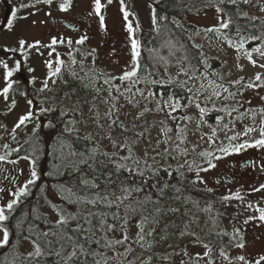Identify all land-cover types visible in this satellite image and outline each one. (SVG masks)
Segmentation results:
<instances>
[{
	"label": "rangeland",
	"instance_id": "1",
	"mask_svg": "<svg viewBox=\"0 0 264 264\" xmlns=\"http://www.w3.org/2000/svg\"><path fill=\"white\" fill-rule=\"evenodd\" d=\"M151 1L154 0H125L128 10L134 13L136 17V19H132L130 17L133 25L138 22L141 29L149 31H152ZM5 2L9 7L10 15L11 10L16 9L18 17L27 16L28 18H17L12 30H7L6 24V27L0 32V47L3 52L0 54V59L6 60L10 66H13L16 62H19L21 65L20 71L14 73L12 77V80L15 83L14 89L9 92V99L5 101L4 98L0 96V125H2V127H0V154L4 153V144H8L10 149L20 147L24 140L32 132V128L36 124L33 120L27 125V127H23L14 134L11 132L19 116L26 113L29 108L27 103L28 100L25 98V95H21V93H23V89L20 87L21 85L26 84L33 86L37 92V96H40V93H42V95H51L54 93L61 94L62 85L66 84L65 81H67L68 84H73L70 79L69 71L64 70L62 71L61 78L57 80L56 84H52L51 81H49V89L45 92L39 91L42 87V81L48 74L45 61L49 59L54 60L55 55L58 53L60 58L65 62V65H70V58L68 55L70 49L66 43L68 39H72L73 41L71 53L72 57H74L77 61V64L72 65L71 69L75 70L77 73L81 69V63L83 64V70L87 65L96 64L106 75L111 74L112 76L118 77L125 70L126 65L131 59L130 45L126 40L127 33L123 29L122 14L119 10L120 0H113V3L107 5L106 9L102 12L105 16L107 26L106 32L100 30L97 17H88L87 15L91 10L92 0H72V6L67 12H60L58 9V4L62 2V0H54L51 6L37 4L35 8L21 7L23 4L33 3L34 0H5ZM102 2L106 3V0H102ZM240 5L241 13L246 12L249 16L264 18V12L259 10L260 6L264 5V0H251L250 4H244L241 2ZM2 10L3 6L0 2V14ZM47 12H51V16L46 15ZM30 13H35V15H30ZM61 19H64V21L70 24L76 25H80L81 22L82 25H80L81 27L79 31L69 30L61 25L59 22ZM33 21L36 23L33 24ZM190 21L192 23L191 32L196 34V42L201 46L206 56L217 57L226 63V67L223 70L221 78L222 83H230L238 80L240 77L253 82L255 81V75L257 73L263 75L264 77V68L259 67L260 64L264 63V58H261L258 54L253 53L252 58L257 62V65L254 67L251 63H249L242 52L239 55V59H237V51L235 48L229 47V41L235 44L238 42L237 39L226 34H222V38L218 39L215 34L204 31L205 28L217 23L215 12H208L202 17L191 18ZM84 34H87L88 40L84 43V45H76L75 41ZM140 35L141 32L137 33V36L141 39V43L146 46L147 40L142 38ZM223 35H226L227 39H224ZM52 37H62L65 40L64 44L58 43L55 46V52L52 57H49L48 55L49 51H51V49L48 48L40 49V53H43L42 55L38 54L35 49L28 50L27 59L22 57L19 52L10 53L3 51L5 47L18 48V41L20 39H25L29 43L39 40L42 44H48L50 43ZM254 47L255 46L247 48L245 46V49L251 50ZM92 49H96L95 55H87V53H89ZM113 49H115V52H113ZM237 64L242 66V70L237 67ZM29 67L33 68L34 71L29 73ZM77 69L78 71H76ZM20 74L23 76L20 77ZM197 75L198 79L192 84L191 96L196 93L198 89H200L201 84L204 85V89L202 91H204L205 95H211L214 85H209L210 81L208 78L205 79V77H207L206 74L197 73ZM86 78L89 84L93 83L88 77ZM33 80L34 82H30ZM83 81L85 82V79ZM214 84L218 85L221 83L214 82ZM259 84L264 85V80L260 81ZM3 86V80L0 79V88ZM71 86L72 87H69V89H72V94L69 96L65 95L63 97L64 103L66 106L71 107V109L72 106L75 105L78 109L84 112L85 116L83 119L73 111L71 112L69 118L70 121H77L75 124L77 128H75L78 129L82 135L92 133L98 137L104 148L112 152H117V149H114L110 141L105 138V134H107L110 135L113 140L124 142L127 143L128 146H132L134 155L137 157H143L144 152L147 151L149 158L156 156V158L162 159L166 145L164 143H160L159 146L156 147V142L157 140L163 141L166 139V137L161 134L162 127L166 126L173 129V131L168 134L171 137V140L169 141L167 147L172 150L177 144H179L181 145V149L183 151L187 150V155L182 156L180 159L182 164H184L185 161H187V164H190L189 160L197 157L200 152L212 151L211 148H208L210 145L208 140L213 129H216L217 136L212 140V147L215 146L216 148V146L221 143L226 145L228 143L225 136L226 130H221L224 124H228L229 127H234L235 132H243L245 126L249 125L258 127L261 119L259 110L264 109L263 100L260 99L261 96H264V86L253 89H246L241 86L238 92H242L243 95H237L235 99H232L231 97L229 99H223V97L228 96L229 94L223 92L222 88L217 87L215 90L221 93V98H214V104L211 101H205L203 97L192 102L188 101L187 109L183 115H175V113L172 114L175 117V120L167 115V110H157V102L160 101L162 103L167 99H157L153 95L151 88L146 84H136L131 92L125 91V88L130 85L122 87L114 86V88H111V98L108 93L109 88L100 91L96 97H91L86 95L85 92L74 91L77 87H74V85ZM116 88H119L120 92H123V95H120V92H117ZM137 89L143 92V96L139 95ZM149 92L152 93V96H149ZM13 99L16 101V107L9 111L8 105ZM105 100H108L109 102L104 103ZM129 100H131L132 103H129ZM237 101H240V104L243 106L241 107L240 104H237ZM247 101H251V103L249 104ZM196 103H200L201 107H206L208 110L215 109V111H218V109L221 108H224L225 110L218 111V114L212 118L213 124L209 123L205 119V116L203 117V122H201L199 110L195 106ZM93 104L95 107L92 112H89L88 109ZM113 104H115L117 111L112 116V119L116 120L118 123L122 122L123 126L127 129L126 131L117 127L115 124L112 125L111 128L108 127L109 120L105 117V113L111 109ZM145 106L150 109V111L145 112L143 116H140L139 119H137L136 117L141 111H143ZM233 107H236L238 111L232 112V115L229 116L227 113L230 112ZM39 108L40 107H34L33 109L37 111ZM246 109L257 110L255 122L251 119L252 113L246 112ZM97 112L100 116L99 123L104 126L102 129L98 128L96 123L93 122V114ZM241 114H243L242 119L240 118ZM185 116L191 117V119L186 121L183 119ZM217 117L223 118L220 125L217 124ZM177 125L185 129V132L182 134L186 137L183 144L179 143L176 136ZM69 127H72V125H69ZM138 133H144L145 135L144 137L138 138ZM232 134L233 132H227V135ZM12 135H15V140L12 139ZM253 135L256 134L254 133ZM201 137H203V139H201ZM153 148H155V151H153ZM193 149H195V151H193ZM254 151H257L259 160L264 159V149L249 148L242 151L240 154H232L221 160H213V163L217 166L207 172L200 173L205 183L201 184L197 182L196 184L203 188H211V177H215L217 172L226 162L233 160V157H235V159L245 160L250 158ZM173 152L176 151L172 150V154H174ZM217 155L222 154L218 153ZM177 161L179 162L178 159ZM200 163H203V161L200 160ZM13 166H19L21 168V183L18 185L20 186L28 178H30L29 163L25 159H20L17 161V164ZM195 172H188L186 174L187 179L190 181L195 179ZM256 176L259 183L264 182V172L257 173ZM255 178L256 177H254L253 180H255ZM18 186L13 187L9 191H15ZM245 186L247 185L240 184L227 188H212L216 194L223 196L234 193L239 189L241 195L244 197L243 202L237 199H232L226 204L220 203L217 205V210L228 218V221L225 223V231L231 235L234 227L239 228L246 240V247L243 250L234 247V245L228 250L224 248L228 256L233 259V264H237L234 259L237 254H244L251 260L259 254L264 253V224L260 223L258 220L250 221L247 225L243 223L246 218L258 215L255 211V207H264V190L260 192H252L251 189L253 184H249L246 189ZM48 195L50 198H54V194L51 191L48 192ZM12 198L13 197L10 196L9 193L4 192L0 198V205L6 204L7 201ZM49 203L51 202H49L47 196L43 195L41 201L43 209L41 211L49 214L51 220L55 221L57 216L53 208L48 206ZM248 203H252L255 207H246ZM173 204L177 205L178 202L175 201ZM177 217L178 216L176 214H174V217H167V220L174 224L175 227H170L168 229V232L173 235H170L169 239L160 246L164 248L169 246V244L173 245V247H170L171 251H174L173 258L171 260L172 264H181L182 260L185 264H190L188 257L183 255L182 249L186 248L187 251L194 256L197 253L202 255L204 248L202 245L191 243V236L181 238L180 244L177 245L179 230L184 225V220ZM135 223L136 221L131 223V235H134L136 231L134 227ZM188 231L194 232L192 229H189ZM195 233L202 240L201 234L199 232ZM31 249L32 245L21 241L18 252L20 254V258L18 261H23V255H26L28 251H31ZM220 250L221 248L212 252L214 264H227V261H224L222 257H220ZM141 259H144V257ZM139 260L140 258L136 261ZM76 263H79V261ZM26 264H31V262H26ZM200 264H204V261H200Z\"/></svg>",
	"mask_w": 264,
	"mask_h": 264
},
{
	"label": "snow or ice",
	"instance_id": "2",
	"mask_svg": "<svg viewBox=\"0 0 264 264\" xmlns=\"http://www.w3.org/2000/svg\"><path fill=\"white\" fill-rule=\"evenodd\" d=\"M54 0H34L33 3L30 4H23L21 5L22 8L33 7L35 8L37 4H44L51 6ZM250 4L251 0H204L203 6L207 8H215L216 12V19L217 23L215 25L209 26L204 29L207 33H213L217 36L218 39L222 38V30H228L230 26L233 24V17L228 15L225 18V7L222 6H236L240 3ZM113 3V0H106V3L102 2V0H92L91 10L88 12V17H97L99 22V28L101 31L106 32L107 26L105 22V16L102 14L103 10L106 9L107 5ZM72 6V0H62L58 4V9L60 12H67L69 11L70 7ZM151 7V6H150ZM194 7V5H193ZM120 12L122 14L123 19V29L127 33L126 40L130 45V62L126 65L125 70L122 72L121 75L118 77L112 76L111 74H107L105 76L104 73H100L96 79L100 77H104L103 83L105 85H111L112 80H119L121 84L127 82L130 86L125 88V91L131 92L132 89L138 83H151L156 84L158 83L156 80L148 81L146 78L142 79L140 72L142 68L141 64V39L137 36V33L142 31L140 24L137 22L135 25L130 20L136 19L135 14L128 10L127 5L125 4V0H120ZM261 12H264V5L260 6L259 9ZM199 11V9H197ZM30 15H35V13H30ZM46 15L51 16V12H47ZM236 17L240 18H247L251 21H255L257 18L255 16L249 17L248 13H240L239 10L236 13ZM19 19H27V16H17V10L12 9L10 17H6L7 21V30H12L14 28L15 20ZM166 17H157L156 11L152 9V16H151V24L152 30L159 34L160 31V22L165 20ZM36 22L33 21V24ZM43 23V21H42ZM173 23H176L174 20ZM264 23V21H261ZM178 27L181 25L177 24ZM236 35L239 37L237 43L233 44L229 41V47L235 48L237 51V59H239V55L242 52L243 55L247 58L249 63H251L254 67L257 65V62L253 60L252 56L253 53L258 54L261 58H264V43L261 46H257L252 48L251 50L245 49V44L248 41H256V40H264L262 37H258L255 34H251L248 37H244L241 35V29L237 27ZM224 39H227L226 35H223ZM88 40L87 34L81 35L79 39L75 41L76 45H84V43ZM64 44L65 40L57 37H52L50 43L42 44L41 41L36 40L31 43L26 41L25 39H20L18 41V48H9L5 47L3 49L4 52L16 53L19 52L22 57L27 59L28 50L35 49L38 54L40 53L41 48H48L51 49L48 55L49 57L53 56L55 52V46L57 44ZM67 45L69 46V58H70V65H65V62L60 58V55L57 53L55 55L54 60L49 59L45 61V66L47 68L48 74L45 79L42 81V87L39 89L40 92H45L49 89V81L52 84H56L57 80L61 78L62 71L67 70L69 71V75L73 79H79L81 83H83L84 78L80 77L75 70L71 69L72 65H76L77 61L74 57H72L71 47L73 45L72 39H68L66 41ZM171 44V41L168 42ZM194 47H200L198 45H194ZM150 53L153 51L152 49L148 50ZM96 49H92L87 55L94 56ZM115 52V49H113ZM203 53H201V56ZM163 59V58H161ZM200 63H204L203 60ZM237 67L242 70V66L237 64ZM259 67L264 68V63L260 64ZM21 69V65L19 62H16L13 66H10L6 60L0 59V79L3 80V87L0 88V96L4 98L5 101L9 99V92L14 89V81L12 77L14 73L19 72ZM81 70H83V64L81 63ZM34 69L29 67L28 72H33ZM91 71V70H89ZM181 73L185 76H188L187 80L182 81H173L169 79V84H176V86L186 89L188 92H192V88L188 87L189 80L194 81L196 78L188 74L187 71L181 69ZM180 73H178L179 75ZM87 75V73L85 74ZM218 75V74H215ZM207 79V77H205ZM243 77H240L236 81H232L231 83L235 85L241 84L243 81ZM264 80L259 73L255 75L254 82H248L243 85L246 89H253L264 86L259 82ZM30 82H34L30 81ZM67 83V81H65ZM210 86H213V91L211 95H205L204 85H200V89L196 91L192 96L187 97V99L192 102L195 100H199L201 97L205 99V101H211L213 104L215 103V99L221 98V93L216 91L215 88H222L223 92L228 93V96L223 97V99H235L237 95H243L242 92H230L227 87H225L222 83L215 85L214 82H209ZM85 88L88 87L87 84L84 85ZM114 87V86H113ZM102 89L97 87L95 89L96 93ZM117 92H120L119 88H116ZM139 95L143 96V92L137 89ZM109 97H112V90L111 87L108 89ZM24 95V93H21ZM120 95H123V92H120ZM149 96H152V93L149 92ZM215 98V99H214ZM70 99V97H69ZM261 100H264V96L260 97ZM108 100H105L104 103H108ZM29 108L26 113L19 116L17 122L15 123L14 127L12 128L11 132L14 134L18 129L22 126L27 127L29 123H31L37 117V112L34 110L31 105L33 104L32 100L27 101ZM129 103H132L129 100ZM247 103H251V101H247ZM237 104H240V101H237ZM200 113L201 122H203V117L207 114L208 109L206 107H201L200 103H196L195 105ZM242 107L243 105L240 104ZM16 107V101L13 99L11 103L8 105V110L11 111L13 108ZM95 105H91L88 109L89 112L93 111ZM182 107L181 102L179 99L174 100L173 95H169L167 100L164 102H157V110L165 111L167 110V115L175 120V117L172 115L178 109ZM184 107H187L185 105ZM224 108L218 109V111H224ZM55 109L53 108H45L41 106L39 108V114H44L47 112H53ZM72 111L75 112L77 115L81 116L83 119L85 114L82 110L78 109L75 105L72 106ZM117 111L115 104L112 105L111 109L105 113V117L109 120L108 127L111 128L112 125H116L120 127L122 130L126 131V127L123 126L122 122H117L116 120L112 119V116ZM150 111L146 106L141 111L138 116L136 117L139 119L140 116H143L145 112ZM238 109L233 107L230 112L227 114L229 116L232 115V112H236ZM246 112L252 113L251 119L255 122L257 110L256 109H246ZM67 113L61 110V116L66 115ZM259 115L261 117L260 123L258 127L255 126H245L243 132H235L234 127H229L228 124H224L221 130H226L225 136L228 143L225 145L223 143L219 144L215 148L216 153H220L222 155L214 154L213 151H203L198 153L201 157L211 159H206L207 167H200L199 165L196 166L195 172V179L190 181L192 184H196L197 182L203 184L205 183L204 179L201 177V172H207L210 169H214L217 165L213 163V160H221L225 157L232 155V154H240L242 151L249 149V148H258L264 149V109L259 110ZM241 119L243 118V114H241ZM184 120H190L191 117L185 116L183 117ZM222 117H217V124L220 125L222 122ZM100 116L99 113L93 114V122L96 123L98 128H103L104 126L99 123ZM77 121L72 120L68 121L64 132L71 133L75 130V124ZM68 125H72L69 127ZM2 127V125H0ZM48 128L52 129L54 125L49 122L48 124H42L41 122L37 121L35 126L32 128V134L37 137V142L39 143V136L37 135L38 130L41 128ZM173 129L168 128L166 126L162 127L161 134L166 137L165 140H157L156 147L159 146L160 143H164L166 145L164 149V153L167 156L169 153V148L167 147L171 137L168 135L171 133ZM185 132V129L180 127L179 125L176 126V136L179 140L180 144L185 142L186 137L182 134ZM227 132H233L232 135H227ZM256 135H253V134ZM144 133H138L137 136L144 137ZM217 136L216 129H213L211 132V136L209 137V144L211 146L212 140ZM105 138H107L112 147L117 149V152L110 153L107 151L101 150L98 146H94L90 149L88 153H77L71 151L70 145H64L63 139L61 134H56L55 139L57 142L61 143L62 146H66L69 148V155L76 156L80 155L82 159L79 161L80 164H86L89 170L92 172V180L82 178L81 184L88 189L95 190L99 187L98 183L93 181H97L99 179V173L97 172L96 165L99 164L100 168H106L109 164L113 166L112 170H110L107 174L104 175V185L105 191L103 193L100 192H93L91 197L88 194L78 195L72 193L71 197H65L67 203L77 205V209L75 212L68 211L65 208H57L53 205V210L56 213V220L55 222H49L45 220V224L47 226V230H40L35 227L34 224L29 223L27 232L28 235L25 236L26 240H29L32 249L28 251L26 255H23L24 262H31V264H41V259L48 255H55L57 259V264H76L79 261V264H136L134 259H129V255H132L138 249V256H144L146 258L140 259L139 264H153V259H161L163 261H168L170 259L171 254H166L162 257H156L155 252L152 249L155 247L157 243L166 242L169 239L172 233L168 232L170 227H175L174 224L170 223L167 220V217L170 214L177 213L180 211L179 207H171V206H163L160 205V200H153L151 196H147L144 201L137 200V204L140 205L139 214L140 218L136 221L134 227L136 229L134 235H129L130 231V219L132 215L137 213V208H134L131 203V199L135 193L141 191L139 186L130 187L121 184L119 186L118 192L117 191H110L109 186L113 183L112 174L113 172L119 173L121 171H128L130 174H137L140 177H145L146 174L151 173L152 175H157L154 170V165L148 163L149 155L148 152L145 151L143 157H137L134 155L133 147L128 146L127 143L118 142L113 140L110 135L105 134ZM12 139L15 140V135H12ZM90 139V137H89ZM203 139V137H201ZM135 143V142H133ZM4 153L0 154V163H11L13 165L17 164L16 159H9V157L13 153H19L21 151L20 147L17 148H9L8 144L3 145ZM173 151L180 152L179 144L176 145ZM127 152V155H122L120 153ZM155 151V148H153ZM195 151V149H193ZM182 155H187V150L180 153ZM102 157V159H101ZM152 161H156V156L150 157ZM21 159H25L29 161L30 164V178H28L22 185L18 186L15 191L9 192V195L13 198L7 201L6 204L0 205V249L6 248L11 243L10 241V230H9V220L12 214L15 212L17 206L22 202L24 198H26L29 194L30 186L36 185L38 179V173L36 171V159L32 158V155H27L21 157ZM92 161V163H89ZM187 164V161H185ZM180 168L185 167V165H180ZM188 171L193 170V166L191 164H187ZM19 171V170H18ZM261 171H264V165H261ZM169 175H172V172H168ZM11 182L15 183V178H11ZM155 187V185H153ZM169 185L165 183L161 188L158 189V196L163 197L164 190L168 188ZM175 188L177 193L181 192V188L172 186ZM264 190V183L260 184L259 187H253L251 189L252 192H260ZM5 189L0 187V193H3ZM43 188H41V192H43ZM71 193V189H68ZM208 193L213 191L212 188H206ZM176 199H179L177 196ZM232 199H237L243 202L244 197L241 195L240 190L238 189L234 193H230L224 195L220 198L221 203H227ZM125 201H129V203L125 204ZM152 204L153 208L149 210L146 205ZM103 206L105 208H112L115 206L119 208L123 205L126 209L125 214L123 216L119 215L118 213H100L96 211H92V208H96L97 206ZM198 205V202H197ZM91 206V207H87ZM248 208H254L255 206L252 203H248L246 205ZM204 212H212L213 208L212 205L209 204L206 208L202 209ZM255 211L258 213L257 216H250L246 218L243 223L247 225L250 221L258 220L260 223L264 224V207H255ZM35 212V209H33ZM111 216V219L115 221L114 223L108 222V217ZM39 219V217H37ZM23 220L19 221L16 224V227L19 229ZM197 221L195 219H191L188 222L184 223L183 227L180 228L178 238H183L185 236H191L193 244L202 245L204 248V252L201 255L200 253L195 254L194 256L190 254L187 249H182L183 255L188 257L190 264H200V261H204V264H214L212 259V249L208 243L202 241L199 236L195 232H189L190 224H196ZM74 224V226H73ZM103 232L104 235L98 236L99 232ZM117 231L120 232V236L118 238H110L107 234L108 233H116ZM216 235L218 236H225L229 235V233L220 231L217 232ZM59 245L58 249L53 248V245ZM92 245H96L97 247L94 248ZM135 245V248L133 247ZM238 249H245L246 247V240L244 235L241 233L239 228H233L232 234L229 236V246H233ZM66 246H70L71 250L65 252ZM121 246L124 248V252L121 253L117 251V247ZM169 247H173L172 244H169ZM103 248L105 250H109L113 252V256L109 257L104 252H100L97 249ZM220 257L224 261H227V264H233V259L228 256L227 252L224 248H221ZM121 257V259H117ZM19 259V257H18ZM235 261L237 264H264V253L259 254L258 256L254 257L253 259L247 258L244 254H237L235 256ZM181 264H185L182 260Z\"/></svg>",
	"mask_w": 264,
	"mask_h": 264
},
{
	"label": "trees",
	"instance_id": "3",
	"mask_svg": "<svg viewBox=\"0 0 264 264\" xmlns=\"http://www.w3.org/2000/svg\"><path fill=\"white\" fill-rule=\"evenodd\" d=\"M203 3L204 0L151 1V9H155L157 17H166V19L160 22V31L158 35L153 30L149 31L142 29L141 31L140 36L147 40V45L145 46L141 43L142 48L140 60L142 68L140 75L142 79L146 78L148 81L156 80L158 83H139V85H148L151 88L153 95L157 99L166 100L169 95H173L174 100L179 99L182 107L175 112V115H183L185 113L187 107L184 106L187 105L189 101L187 97L191 96V92H188L186 89H182L176 86V84L168 83L169 79H172L173 81H182L188 79V76H185L181 73V69H184L189 75L196 78L194 81L189 80L188 87L190 88H192V84L198 79L197 73L206 74L209 81L222 83L221 78L223 75V70L226 67V63L217 57L206 56L201 46L196 42V34L191 32V18L202 17L208 12H215V8L204 7ZM222 7H225V18H227L228 15H231L234 21L228 30H222V34H226L239 40V37L236 35L237 27H239L241 29V35L244 37L255 34L258 37L264 38V23H261V21H264V18L256 17L257 19L255 21H251L250 19L243 17L237 18V11L239 10L241 13L240 4L238 5V8L236 6ZM197 9H199V11H197ZM174 20L176 23H173ZM177 24L181 26L178 27ZM169 41H171L170 45L168 44ZM262 43H264V40L248 41L245 46L247 48H251L253 46L257 47L261 46ZM194 45H198L200 47H194ZM149 49H152L153 51L150 53L148 51ZM201 53H203L202 56ZM201 60H203L204 63H200ZM86 73L87 75L84 76ZM100 73L104 72L96 64L89 66L87 65L84 67V70L80 69L78 72L79 76L85 79V82L83 81V83H81L79 79H73L70 77L73 84L66 83L62 85V97L54 96L48 100H41L39 102L40 106L46 105L47 108H53L55 111L44 114H39V112H37V117L34 119V121L35 123L39 121L42 124H48L51 122L54 127L52 129L42 127L38 130L37 135L39 136V143L37 142V137L31 132L21 144V151L19 153H13L14 157H23L31 154L32 158L36 159V170L47 168L49 174L50 172L58 171L59 174H54L51 180H49V185L46 190L43 192H41V189L39 190V196L41 200L43 195H46L47 199L50 200V205L52 207L55 205L57 208H65L68 211L75 212L77 205L67 203L65 197L74 198L72 193L78 195L88 194L89 197H91L94 191L100 193L105 191L104 175L112 170L113 166L109 164L108 167L101 169L99 164H97L96 169L100 175L99 179L93 182L98 183L99 187L95 190L85 188L81 184V180L82 178L92 180V172L89 170L86 164L79 163V161L82 159L80 155H77V157L70 156L69 148L62 146L61 143L57 142L55 139L56 134H61L64 145H70V150L77 153L86 154L94 146H98L103 151L115 153L104 148L96 135L89 133L83 138L80 135L79 130L76 129V125V128L73 132L67 133L64 132L63 126L62 129L60 126H57V123H60V121L55 123V119H57V111L61 112V110H63L67 114H71L72 112L71 107L66 106L63 98L65 95L69 96L72 94V89H69V87H72L71 85L77 87L74 89V91L85 92L86 95L91 97H96L98 95L95 91L97 87L101 88V91H103L106 88H114L113 86L122 87L129 85L127 82L121 84L119 80H112L111 85H105L103 83L104 77L96 79ZM178 73L180 74L178 75ZM261 76L263 77V75ZM86 77H88L93 83L89 84ZM248 82L250 81L243 79L241 84L235 86L231 82L222 84L227 87L230 92H238L239 88ZM85 84L88 85L87 88L84 87ZM21 87L27 97H36L35 89L31 85L25 84ZM217 114L218 111H215V109L208 110L207 114L205 115V119L209 123L213 124L212 118ZM67 116L69 117V115ZM61 117H63L61 119H66V116ZM58 120L60 119L58 118ZM66 123L67 121L63 122L64 125H66ZM22 128L23 126L20 129ZM179 148L180 152H173L174 154H172V150L169 149L167 156L164 153L162 159L156 158L155 162L152 161L151 158L148 159V163L154 165V170L157 175L148 173L142 178L137 174H130L128 171H121L119 173L113 172V183L109 186L110 191L118 192L119 186L121 184L130 187L139 186L141 188V191L135 193L131 199L132 206L137 208V213L131 216L129 235H131V223L133 221H137L140 218V205L137 204V200L144 201L147 196H151L153 200L159 199L160 205L180 208L179 212L170 214L168 217H174V214H176L180 219L184 220V223L191 219H195L197 223L190 224L189 229H192L194 232H199L201 234L202 241L209 244L212 252L222 247L228 250L231 247L229 246L230 235H216V233L220 231L226 232L225 223L228 221V218L217 210V205L221 203L220 198L223 197V195H218L214 191L208 193L206 188L190 183V180L187 179L186 174L188 172H195L197 165L200 167H206L207 165L200 163L201 156L198 155L197 157L191 158V160H189V163L193 166V170L188 171L186 164H182L180 162V159L182 156H184L180 153L184 151L181 149V145H179ZM122 155H127V152H122ZM60 158H62L61 161L59 160ZM89 163H92V161H89ZM180 165H185V167L180 168ZM169 171L172 172V175L168 174ZM165 183H167L169 187L164 190L163 197H159L158 189L161 188ZM153 185H155V187H153ZM173 185L181 188V192L177 193L175 188L172 187ZM68 189H71V193L68 191ZM49 191L54 194V198L49 197ZM177 196L179 199H176ZM57 198L60 201V205L55 204L57 202ZM24 199L25 200L22 203L23 206L21 210H19L18 206L20 205H18L15 212L13 213L25 215V217L22 219L14 221V223L17 224L19 221L23 220V223L19 229L17 227L14 228L17 230L16 234L27 236L28 233L26 232V225L29 223H35V227L37 229L47 230V226L45 224L47 217H43V215H41L42 212L37 209L35 212H33L34 205L32 195L29 193ZM175 201L178 202L177 205L173 204ZM127 203H129V201H125V204ZM209 204L212 205L213 211H202V209L206 208ZM146 207L151 210L153 205L147 204ZM92 211L100 213H118L119 215L123 216L126 209L123 205H121L119 208H116L115 206L112 208H105L101 205L97 206L96 208H92ZM37 217H39V219H37ZM108 222L114 223L115 221H113L111 216H109ZM102 235H104L102 231L98 233V236ZM107 235L110 238H118L120 236V232L117 231L114 234L108 233ZM180 242L181 238L178 239L177 245H179ZM161 244L162 243H157L152 251L155 252L156 257H162L166 254H171L170 259L168 261H163L161 259L154 258L153 264H172L171 260L173 258L174 251H171L169 246L162 248L160 246ZM92 246L94 248L97 247L96 245ZM7 247L0 249V263L18 264L17 261L18 257L20 258V254L6 250ZM69 247L70 246H66L65 252L71 250ZM133 247L135 248V245H133ZM53 248L54 250L58 249L59 245L54 244ZM97 250L104 252L109 257L113 256L112 251L105 250L103 248H98ZM117 251L123 253L124 248L118 246ZM138 252L139 250L137 249L136 252L132 255H129L128 258L134 259L136 261L137 259L144 257L140 256L137 258ZM57 259L58 258L55 255H48L41 259V264H57ZM117 259L122 260L121 257H118ZM113 264H115V262H113ZM136 264H139V261H136Z\"/></svg>",
	"mask_w": 264,
	"mask_h": 264
},
{
	"label": "flooded vegetation",
	"instance_id": "4",
	"mask_svg": "<svg viewBox=\"0 0 264 264\" xmlns=\"http://www.w3.org/2000/svg\"><path fill=\"white\" fill-rule=\"evenodd\" d=\"M0 2L2 3V6H3V10L1 11V14H0V25H1V23L4 19V16H5L6 10L9 9V7H8L7 3L5 2V0H0ZM6 24H7V21L3 27H0V32L6 27ZM74 29L79 30V26L74 25ZM2 53H3L2 48L0 47V54H2ZM19 76L21 77V74ZM62 93L63 92L61 89V94ZM54 94H56V93H54ZM54 94L42 95V93H40V96H38L37 101L34 100L33 98H30V100L33 101L32 106L33 107H40L38 104H39V101L41 99L49 98ZM61 94H56V96L60 95L59 97H61ZM52 97H54V96H52ZM263 105H264V100H263ZM67 115H69V117H70V114H66V115H64V116H66V119H61V118H63V117H61V112L57 111V114H56L57 119H55V123H57V121L58 122L60 121V123H57V126H60L61 129H62V126H63V129L66 126L63 124V122L70 121V119ZM58 118L60 120H58ZM58 131H59V128H58ZM80 135L83 138L85 136V135H82L81 132H80ZM208 148H211V150L214 152V154H218L215 152V149H214L215 146L212 147V145L211 146L209 145ZM75 157H77V155ZM233 158H234L233 160H229L228 162H226L224 164V166L217 172V175L215 177H211L212 178L211 188H213V187L227 188V187H231L233 185L242 184V185H247V186H245V189H246V188H248L249 184H253V187H259L260 184L264 183V182L259 183L257 181L258 178H257L256 174L264 172V171H261V165H264V159L259 160L257 151H254V153L251 155V157L247 158L245 160L235 159V157H233ZM9 159H16L18 161L21 159V157H18V156L14 157L12 154ZM206 159H211V157H208V158L201 157L200 160L203 161L202 164L207 165ZM59 160L61 161L62 158H60ZM27 162L29 163L28 160H27ZM29 166H30V164H29ZM36 171L38 173V179H37L36 185L30 186L29 193L32 195V200H33V205H34L33 208L35 210L37 209V210L41 211L43 209V207L41 204L42 200L39 196V190L41 188H43V190H46V188L49 185V180H51V178L53 177L54 174L58 175L59 173H58V171H55V172H50V174H49L47 171V168L46 169H39ZM12 177L15 178V183L11 182ZM254 177H256L255 180H253ZM20 183H21V168L19 166H13L9 163H0V187H3L5 189L4 192L9 193L10 189H12L15 186H18ZM3 193H0V198H1ZM24 200L25 199H23L22 202L19 204L20 205V206H18L19 210H21V208L23 206L22 203ZM49 202H50V200H49ZM55 204L60 205V201L58 198H57V202ZM48 206H51L50 203L48 204ZM41 215H43V217L46 216L47 221L53 222V223L55 222L54 220H51L49 214L42 212ZM23 217H25L24 214H12V216L10 217L9 230H10V241H11V243L9 244V246L6 249L10 252L18 253L19 252V245L21 244V241H24L25 243H29L31 245L30 241L25 239V236L17 235L16 234L17 230L14 229L16 227V225H14V224H16V223H14V221H18L19 219H22ZM32 224L35 225V223H32ZM28 225L29 224L26 225L27 228H28ZM10 228H12V229H10ZM17 263L18 264H26V262H24V261H17Z\"/></svg>",
	"mask_w": 264,
	"mask_h": 264
},
{
	"label": "water",
	"instance_id": "5",
	"mask_svg": "<svg viewBox=\"0 0 264 264\" xmlns=\"http://www.w3.org/2000/svg\"><path fill=\"white\" fill-rule=\"evenodd\" d=\"M8 14H9V11L7 10V11H6V14H5V16H4V19H3L2 23H1V27L4 26V24H5V22H6V17H8ZM71 29H72V28H71Z\"/></svg>",
	"mask_w": 264,
	"mask_h": 264
}]
</instances>
